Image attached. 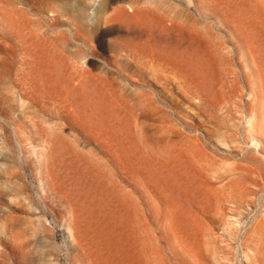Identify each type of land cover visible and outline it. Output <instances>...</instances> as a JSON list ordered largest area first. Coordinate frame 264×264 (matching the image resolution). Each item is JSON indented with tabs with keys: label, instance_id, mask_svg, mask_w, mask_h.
<instances>
[{
	"label": "rangeland",
	"instance_id": "obj_1",
	"mask_svg": "<svg viewBox=\"0 0 264 264\" xmlns=\"http://www.w3.org/2000/svg\"><path fill=\"white\" fill-rule=\"evenodd\" d=\"M0 264H264V0H0Z\"/></svg>",
	"mask_w": 264,
	"mask_h": 264
}]
</instances>
